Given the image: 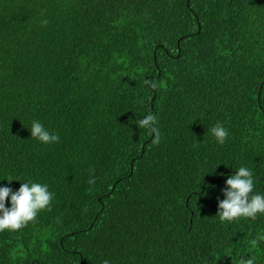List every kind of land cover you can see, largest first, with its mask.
<instances>
[{
	"label": "trees",
	"instance_id": "16d2710c",
	"mask_svg": "<svg viewBox=\"0 0 264 264\" xmlns=\"http://www.w3.org/2000/svg\"><path fill=\"white\" fill-rule=\"evenodd\" d=\"M263 82L264 0H0V187L54 193L0 264H264V214L216 215L241 166L264 195Z\"/></svg>",
	"mask_w": 264,
	"mask_h": 264
},
{
	"label": "clouds",
	"instance_id": "9594fccd",
	"mask_svg": "<svg viewBox=\"0 0 264 264\" xmlns=\"http://www.w3.org/2000/svg\"><path fill=\"white\" fill-rule=\"evenodd\" d=\"M47 23V20L41 21L43 26ZM156 123L157 117L154 114H148L139 122V126L153 133L152 143L159 145L161 136L159 129L155 126ZM210 132L220 145H223L229 136L228 130L219 122L210 129ZM30 134L32 138L45 145L58 143L60 139L39 121L32 122ZM193 147H199V142L197 141ZM12 180L7 179L9 184ZM88 183L94 184L95 178L90 179ZM254 186L253 172L244 166L239 167L234 175H230L225 180V187L222 189L224 199H218L216 213L221 223L237 222L239 218L255 220L258 214H264V195L254 194ZM53 199L54 193L49 191L47 184L23 182L15 191L9 186L0 187V232L6 229L22 230L30 222L35 223L41 211H51ZM261 242H264V235L251 239L249 244L251 248L256 249ZM103 264H108V261L105 260ZM232 264H255V257L241 255L233 260Z\"/></svg>",
	"mask_w": 264,
	"mask_h": 264
},
{
	"label": "flooded vegetation",
	"instance_id": "af4514ba",
	"mask_svg": "<svg viewBox=\"0 0 264 264\" xmlns=\"http://www.w3.org/2000/svg\"><path fill=\"white\" fill-rule=\"evenodd\" d=\"M261 85H262V83H261ZM240 257V256H239ZM246 257H249L247 254H246ZM232 261L233 260H231L230 258H226V259H224V262H223V264H232ZM219 263V262H218Z\"/></svg>",
	"mask_w": 264,
	"mask_h": 264
},
{
	"label": "water",
	"instance_id": "95a60500",
	"mask_svg": "<svg viewBox=\"0 0 264 264\" xmlns=\"http://www.w3.org/2000/svg\"><path fill=\"white\" fill-rule=\"evenodd\" d=\"M264 83V82H263Z\"/></svg>",
	"mask_w": 264,
	"mask_h": 264
}]
</instances>
